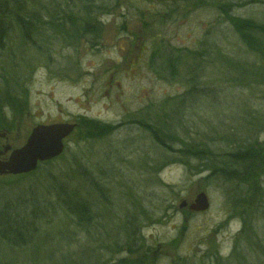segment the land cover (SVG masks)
Here are the masks:
<instances>
[{
  "label": "rangeland",
  "instance_id": "374dc122",
  "mask_svg": "<svg viewBox=\"0 0 264 264\" xmlns=\"http://www.w3.org/2000/svg\"><path fill=\"white\" fill-rule=\"evenodd\" d=\"M236 1L26 0L43 31L32 35L37 45L17 28L1 41L0 150L22 147L40 125L75 128L51 167L0 176V205L31 191L50 215L30 247L0 243V264H264V169L247 178L254 186L246 194L178 153L198 144L212 155L264 149V59L235 29L237 21L264 25V0ZM54 11L69 12L72 22L48 28ZM177 57L171 77L163 60ZM191 79L205 89L198 96H210L194 101ZM82 119L117 130L93 139ZM138 121L156 124L175 152L156 145ZM70 169L93 177L108 199L81 189L93 204L82 224L46 191L45 171L57 178ZM200 192L210 209L181 212V201Z\"/></svg>",
  "mask_w": 264,
  "mask_h": 264
},
{
  "label": "trees",
  "instance_id": "16d2710c",
  "mask_svg": "<svg viewBox=\"0 0 264 264\" xmlns=\"http://www.w3.org/2000/svg\"><path fill=\"white\" fill-rule=\"evenodd\" d=\"M26 0H0V49L2 47V39L7 38V34L13 29H20L22 37L33 45L37 43L32 38V35L42 33L43 30L38 28V19L33 17H39L33 11L26 9L25 7ZM55 2V1H54ZM232 2V1H231ZM237 4L240 0L236 1ZM234 3V2H233ZM67 4V3H66ZM232 5V3H231ZM87 10V7H85ZM79 13L75 12L74 17H77ZM56 17L53 20L51 19L46 23V26H51V28H60L62 22L65 20L72 22V17H70L69 12H63V16L67 18H62L61 14L54 11L52 16ZM61 17V18H60ZM238 25H235L237 34L242 38V41L248 46L249 50L260 56V59H264V37L262 39L255 37L258 35H264V25H256L248 21H237ZM63 23V25H64ZM85 26V25H84ZM75 27V26H73ZM89 27V26H87ZM78 29V28H77ZM181 57V56H179ZM177 57L173 59H164L163 60V72L168 71L171 77L177 75L176 66L181 60ZM192 57V55H190ZM264 63V62H263ZM264 65V64H262ZM249 67V66H248ZM250 68V67H249ZM253 71H260L257 66H254ZM166 73V72H165ZM262 76H264V69H262ZM190 94L195 101L197 99V94H200L199 90L202 93L205 89L196 88L195 79H191L188 82ZM191 85V87H190ZM210 90L207 89L206 92ZM210 95H201L198 97L205 98ZM1 100L4 103H10L9 94H4L1 97ZM13 104V103H12ZM2 105V104H0ZM169 106V101L164 104V107ZM162 107V106H161ZM176 108V107H175ZM1 110V109H0ZM2 111V110H1ZM0 111V116L1 112ZM173 112V110H171ZM84 126L82 129H85V133L90 138H102L106 134H110L117 130V127L112 125L96 124L91 121H83ZM0 122L4 123V119L0 117ZM135 126L141 127L142 130L147 132L154 139V143L165 150L170 152H175L171 149L170 143L172 138L169 135H165L163 130H160L156 127V124L146 125L141 122H137ZM4 127H0V130ZM235 129V128H234ZM171 140V141H170ZM170 142V143H169ZM196 147V148H195ZM264 148V147H263ZM262 150V148H261ZM182 157H189L193 159L201 160V166H208L210 169L222 177L226 182L232 181L236 186L241 188L242 191L245 190L246 194L253 192L252 187L254 185L247 184V178L253 177L254 175L262 174L264 169V149L260 154H252L248 151V148H239L233 154H219L210 152V147L201 148V144L188 147L186 150L178 152ZM254 155V157H253ZM53 161L43 163L45 166L51 167ZM39 168V167H38ZM46 168V167H45ZM82 169L81 167H79ZM85 168V167H84ZM152 169V168H151ZM50 170V168H49ZM153 170V169H152ZM39 170L35 171V174ZM33 174V173H32ZM29 174V175H32ZM34 174V175H35ZM71 169L66 171L63 175L54 178L51 175V171H45L46 180L49 182V188H46V191H52L51 194L54 195L56 199V206L60 204V208L65 210V215L73 217L76 223L82 224L88 217L91 215V204H87L86 200L84 201L81 198V189L87 190L89 196L98 195V199L104 201L108 200L105 190L100 186L99 182H95L93 177L89 178L83 173L74 174ZM253 174V175H252ZM25 175V176H29ZM215 175V174H214ZM22 176V177H25ZM243 180V183L240 186V182ZM89 183V184H88ZM77 184L79 186H77ZM88 184V186H87ZM73 185V186H72ZM89 190V191H88ZM239 191V190H238ZM28 192V193H27ZM24 195L17 196L13 201L5 202L0 205V243L4 244L7 248H26L30 247L32 238L34 237L35 227L38 226L42 221L49 218V213L46 214L44 211L46 208L43 205L44 199L37 197L33 192L27 191ZM48 194V193H47ZM46 195V193H45ZM49 195V194H48ZM255 195V194H254ZM31 197V202L27 204V197ZM44 196V195H43ZM33 197L35 201L33 202ZM53 207V206H52ZM57 208V207H55ZM53 211V209H51ZM78 220V222H77ZM41 225V224H40ZM37 230V227H36ZM129 248V247H128ZM21 250V249H20ZM24 252V251H22ZM2 259H0L1 261ZM11 263L14 262L11 258ZM74 264V263H73Z\"/></svg>",
  "mask_w": 264,
  "mask_h": 264
},
{
  "label": "water",
  "instance_id": "95a60500",
  "mask_svg": "<svg viewBox=\"0 0 264 264\" xmlns=\"http://www.w3.org/2000/svg\"><path fill=\"white\" fill-rule=\"evenodd\" d=\"M74 125L55 124L37 126L27 138L25 144L11 151L6 146L0 151V176L29 174L36 170L39 163L57 158L63 152V140L74 130ZM187 207V202L181 201L179 209ZM189 211L203 213L209 209V201L204 192H200L194 202L188 206Z\"/></svg>",
  "mask_w": 264,
  "mask_h": 264
},
{
  "label": "flooded vegetation",
  "instance_id": "af4514ba",
  "mask_svg": "<svg viewBox=\"0 0 264 264\" xmlns=\"http://www.w3.org/2000/svg\"><path fill=\"white\" fill-rule=\"evenodd\" d=\"M186 210V209H185ZM159 252H162L161 251V247H159L155 252H154V255H157Z\"/></svg>",
  "mask_w": 264,
  "mask_h": 264
},
{
  "label": "bare ground",
  "instance_id": "6f19581e",
  "mask_svg": "<svg viewBox=\"0 0 264 264\" xmlns=\"http://www.w3.org/2000/svg\"><path fill=\"white\" fill-rule=\"evenodd\" d=\"M63 141H64V140H63ZM63 146H64V143H63ZM64 149H65V148H64ZM64 149H63L62 154L64 153ZM62 154H61V155H62ZM0 159H1V160H4V158H0Z\"/></svg>",
  "mask_w": 264,
  "mask_h": 264
}]
</instances>
